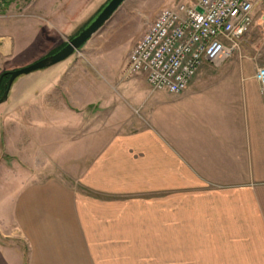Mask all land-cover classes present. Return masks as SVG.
I'll list each match as a JSON object with an SVG mask.
<instances>
[{
  "label": "crops",
  "instance_id": "crops-1",
  "mask_svg": "<svg viewBox=\"0 0 264 264\" xmlns=\"http://www.w3.org/2000/svg\"><path fill=\"white\" fill-rule=\"evenodd\" d=\"M62 1L44 11L58 23L59 46L88 10L84 0ZM38 50L29 53L32 62L42 57ZM12 53V41L0 37V60ZM233 53L219 67L200 68L180 95L125 82L115 103L98 101L95 83L78 77L84 65L73 56L52 67L63 114L97 102L105 112L86 115L94 130L77 135V151L62 162L70 164L73 184L34 178L32 147L29 155L15 153L28 178H16L14 162L5 164L0 264H264V101L255 79L264 67V34L249 29ZM20 103L12 93L0 112L14 114ZM55 110L50 121L31 119L45 122L33 135L25 132L26 146L30 136L40 149L48 140L59 148V138L69 137H59V105ZM97 120L103 127L96 135ZM14 128L5 130L10 141Z\"/></svg>",
  "mask_w": 264,
  "mask_h": 264
},
{
  "label": "rangeland",
  "instance_id": "rangeland-1",
  "mask_svg": "<svg viewBox=\"0 0 264 264\" xmlns=\"http://www.w3.org/2000/svg\"><path fill=\"white\" fill-rule=\"evenodd\" d=\"M61 1L62 0H0V37L9 38L13 43V53L11 57H9V59L6 58V60H0V74L9 73L31 64L32 61L29 56H33V54L29 53H32L35 49H39L35 52L36 54L42 53L41 58L51 55L50 53L65 45L66 42L97 13L107 0H84L88 2V10L81 13L82 15L85 14V18H81L79 29H77L73 35L66 37L64 43L59 46V30L56 29L58 23L55 18H51V16L47 17L48 13L44 11L46 7L53 6L59 8V2H63ZM182 3L191 2L189 0H125L111 18L88 40V42L78 52L72 55L76 62H82L84 65V67L79 70L78 77L83 79L87 76L90 83H95V88L99 95L97 97V99L99 98L98 101L102 98H106L110 103L117 102L119 100L120 87L125 82L147 85L143 75L126 76L125 68L128 55L136 42L146 33L149 25L159 12L164 9L173 8ZM54 14L51 13V15ZM251 28H253L255 34L263 36L264 3L256 8ZM230 58L225 61L230 60ZM202 67L215 66L205 63L201 68ZM54 71L55 68L51 67L28 76L20 77L14 82L11 88L10 94L13 93L14 98L21 103L19 104L20 107L16 108L14 114L12 112L6 116L4 110H1V112L3 111L2 113L0 112V124L6 127V129H0L1 179L6 178L3 177L5 164L11 165L13 162L15 163L16 178H20V176L23 177L24 175L28 178L27 173L24 172L25 170L17 166V164L22 165L23 162L22 159L17 158V154L15 155V153L29 155V153L32 152V150H30L32 147L36 153L31 165L33 177L34 175H41L42 179L47 177L48 180L63 178L68 184L74 183L72 180L74 175L70 171V164L63 165L62 162L69 160L70 163L72 158L71 152L77 151L75 147L72 146L78 142L77 135H83L84 133H89L94 130L91 128V124L87 123L86 115H96V117L101 118L105 111L103 112L101 110L100 103L97 102L88 109H75L70 115L63 114V101H66L61 95L59 96V76L55 75ZM147 87L149 89L148 85ZM149 92L153 94L150 89ZM79 100L83 102L82 99ZM47 101L51 103L53 109L49 107L48 109L45 108ZM58 105L60 119L59 137L64 133H68L69 137L67 139L59 138V148L56 146L57 142L55 140H48L46 141L48 142L47 148L40 149L39 145L42 142L40 140H35V136H30L31 145L28 147L27 144L26 146L25 142L28 143L29 140L23 139L22 136L26 133L33 135L32 133L38 132L39 126L42 125L45 120H42L44 122L38 123L37 125L33 123L41 120L44 116L50 121L51 116L56 113L55 108ZM72 116L74 117V121L75 117H78L79 123H73V119H71ZM61 118L68 119L69 123L62 124ZM31 119L34 120V122L30 124ZM50 125H53V123L48 124V126ZM11 126L17 127V129L14 128L13 135H15V138L10 141L5 134V130L7 132L8 127ZM102 127L103 125L98 124L97 120L95 129L96 135L102 133ZM30 128L31 131L29 130ZM87 141L88 140L85 142ZM80 142L82 143V140H80ZM103 142V137L96 139V148L98 149ZM84 145L86 144L84 143ZM10 151L11 153H9ZM48 153L49 155L46 156V159L42 154L46 155ZM57 153H59V164L55 161ZM13 156H15L16 161L12 160ZM45 165L53 171H34V169L39 167H45ZM62 167L65 169L68 168L69 170L62 171ZM87 194L91 196L94 195L91 192ZM119 197L120 199L122 198V200L128 198L124 195ZM112 200L116 201L118 199L113 195ZM117 226H119L118 223ZM113 255L116 254L113 253Z\"/></svg>",
  "mask_w": 264,
  "mask_h": 264
},
{
  "label": "built area",
  "instance_id": "built-area-1",
  "mask_svg": "<svg viewBox=\"0 0 264 264\" xmlns=\"http://www.w3.org/2000/svg\"><path fill=\"white\" fill-rule=\"evenodd\" d=\"M158 13L132 47L126 76L143 75L151 92L180 95L205 63L219 66L237 51L264 0H189ZM255 79L264 101V67Z\"/></svg>",
  "mask_w": 264,
  "mask_h": 264
},
{
  "label": "water",
  "instance_id": "water-1",
  "mask_svg": "<svg viewBox=\"0 0 264 264\" xmlns=\"http://www.w3.org/2000/svg\"><path fill=\"white\" fill-rule=\"evenodd\" d=\"M125 0H107L100 10L57 52L45 56L22 68L9 72L0 106L6 105L14 82L24 76L54 67L78 52L88 40L111 18Z\"/></svg>",
  "mask_w": 264,
  "mask_h": 264
},
{
  "label": "trees",
  "instance_id": "trees-1",
  "mask_svg": "<svg viewBox=\"0 0 264 264\" xmlns=\"http://www.w3.org/2000/svg\"><path fill=\"white\" fill-rule=\"evenodd\" d=\"M103 5H104V4H103ZM103 5H102V6H103ZM102 6H101V7H102ZM99 10H100V9H99ZM99 10H98V11H99ZM98 11H97V12H98ZM87 23H88V22H87ZM87 23H85V24L82 26V28H83ZM82 28H81V29H82ZM81 29H80V30H81ZM80 30H79V31H80ZM71 38H72V37H71ZM71 38H70V39H71ZM63 46H64V45H63ZM63 46L59 47V49H61ZM59 49H57L56 51H54V52H52V53H50V54H53V53L57 52ZM8 75H9V73H1V74H0V95H1L2 92L4 91V86H5L6 81H7V79H8Z\"/></svg>",
  "mask_w": 264,
  "mask_h": 264
}]
</instances>
